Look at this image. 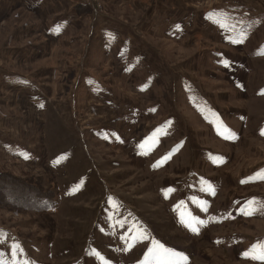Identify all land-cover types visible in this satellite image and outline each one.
I'll return each mask as SVG.
<instances>
[{
    "label": "rangeland",
    "instance_id": "1",
    "mask_svg": "<svg viewBox=\"0 0 264 264\" xmlns=\"http://www.w3.org/2000/svg\"><path fill=\"white\" fill-rule=\"evenodd\" d=\"M59 6L0 0V71L46 90L36 115L29 97L7 109L22 138L0 152V264H264V0ZM53 13L83 29L65 37ZM120 25L144 44L125 81Z\"/></svg>",
    "mask_w": 264,
    "mask_h": 264
},
{
    "label": "crops",
    "instance_id": "2",
    "mask_svg": "<svg viewBox=\"0 0 264 264\" xmlns=\"http://www.w3.org/2000/svg\"><path fill=\"white\" fill-rule=\"evenodd\" d=\"M58 1H60V6L59 7H60V10H61L62 9L61 8V4H65V0H58ZM61 16H62V14L58 16L55 13H53L52 16H50V17L46 16L45 19H47L51 25H54L57 22V24L55 26H58L59 29H63L64 30L63 33H64L65 37H73V36H71V35H73V33H75V36H77L79 34V33H77V30L83 29L82 28V25H79V22L78 21H73L71 23L66 24V21L63 22V20H61ZM79 17L75 18V20H77ZM106 19L108 20L109 19V16H98L95 19V22L94 23L99 22V24H98V26L96 28L95 27H92V34L93 35H91V40L94 43V47H96V49L98 50L100 56H102V59L103 58L106 59V57H105V51H104V43H107V46H108V45L111 44L112 38L117 37V34L115 32H112V31H105V32H103V30H104L103 28L104 27H108L109 30H111L113 28V27L111 28L109 24L108 25L102 24V21L103 20L106 21ZM163 21L166 22V23H168L167 21H165V19ZM49 23H48V25H49ZM152 24H155L156 27L158 26V22H156V21H154ZM171 26H172V28L174 30L175 27L180 26V25L177 22H174V23L171 24ZM65 27H67V29L68 28L69 29L68 30H65ZM159 27H162V24H159ZM71 29L76 30V32L75 31H72ZM120 29H123L124 30L123 33L121 34V37L122 38L130 37V39L129 38L128 39H125L124 42L122 43V46L125 45V44L128 45V48H127V53H128L127 62L126 61H123L122 63H120L121 65L119 64L120 65L119 66L120 69H123V71H120L119 74L122 75L121 76L122 79L125 78L124 79V81H125V80H129L128 77H131V75H129L127 73V71L130 70L129 66H128V69H126V65H128L127 63H129V61L130 62L132 61L130 59V56H132L131 54L132 53L136 54L135 51H138V53L141 55L142 54L141 51H142V49L144 47V44L142 43V39H143L142 34L141 33L138 34L137 33V29L136 30L134 29V33H132V37L130 35L131 34V31L130 32H127L126 27L121 26ZM239 29H241V28H237L235 30H232L231 29L232 31H229L228 33H233V34L241 33L242 31L241 30L239 31ZM99 30H101V32ZM157 31H159V30H157ZM49 33H52V31L49 28H47V30H44V31L42 29V36H43V34L44 35H50ZM160 34L162 36L164 35L162 33H160ZM242 37L243 36L231 37V36L228 35L227 36V42L230 43L231 45H233V44L236 45V44H238V43L241 42ZM43 39H44V41L46 40V38H44V37H43ZM132 39L135 42H133ZM144 41H145V46L148 43H150L146 39H144ZM50 43H52V42H50ZM149 45H153V44L150 43ZM129 46H130V48H129ZM232 47H234V46H232ZM120 48H121L120 46H118L116 48H114V46H112L111 47V50L112 49H120ZM33 49H34V54H35L37 48H33ZM43 50L40 51V53L42 55H43V53H46L47 52V51L44 52ZM120 51L124 52V50H120ZM42 55H39V56H42ZM83 55L86 56V52H84ZM132 58L135 59L134 56ZM108 59L111 61V63L113 61H115L112 58H108ZM88 61H89V58L87 57V59L85 60L86 64L91 63V61H89V62ZM224 63H225V61H222L221 62V64H224ZM112 65L115 68V63L114 62L112 63ZM233 65L235 66V64H233ZM240 69H243L244 71L246 70V72L249 71V67L248 66H247V68H245V66L242 65L240 67ZM11 73L12 72L9 73V72H6V71H0V118H2V120H3V125H1V123H0V152L1 153H3V150H4V148L2 149V147L7 146L8 148L11 149V147L14 146V144L18 143L20 141L19 139L22 138V137H19V136H16L15 135V132L16 133H20V131H19V123L16 120H14L12 114H10L9 112H7V109H10L11 110L12 108H18V105L20 104V99H18V98H21L22 97L24 100H22L23 103H21V104H24L26 102V97H29V100L32 101L30 103L29 107H28L29 110L32 111L31 114L32 115H36V114L39 113V112H37V108H38L37 98L34 97V96H29V94L32 93L34 86H40L41 87L40 82H38L37 80L31 78V82L29 80V84H31V87L29 86L30 88L25 89L27 91H22V90L17 89V88L14 87V84L16 83L15 82V75L13 73L12 74ZM89 75H91V74H89ZM89 75H82L80 77L81 78L80 81H82V83L84 85L85 84L86 85L90 84V83H88V81L90 79V76ZM83 78H84V80H83ZM95 79H98V77H95ZM92 80H91V82H92ZM42 90L44 92L46 91L43 88H42ZM35 91H36V89H35ZM34 93H35V96H36L37 95L36 92H33V95H34ZM14 94H15V97H13ZM39 99H41V98H39ZM50 108L52 110V114L55 113L54 112V108H52V107H50ZM35 119H37V118H35ZM35 119L31 118L30 119V122L33 121V123H34L35 122ZM17 129H18V131H17ZM26 147H28V146H26ZM4 153H5V151H4ZM5 155L7 156V153H5Z\"/></svg>",
    "mask_w": 264,
    "mask_h": 264
},
{
    "label": "trees",
    "instance_id": "3",
    "mask_svg": "<svg viewBox=\"0 0 264 264\" xmlns=\"http://www.w3.org/2000/svg\"><path fill=\"white\" fill-rule=\"evenodd\" d=\"M26 189V194H24V196L28 199V197L30 196V195H33V198L34 199H36V200H40V197H41V192L40 191H34V189L33 190H30L29 188H25ZM28 195V196H27ZM43 195V194H42ZM17 201H19V200H17Z\"/></svg>",
    "mask_w": 264,
    "mask_h": 264
},
{
    "label": "snow or ice",
    "instance_id": "4",
    "mask_svg": "<svg viewBox=\"0 0 264 264\" xmlns=\"http://www.w3.org/2000/svg\"><path fill=\"white\" fill-rule=\"evenodd\" d=\"M166 251H169L170 252L171 250H166ZM173 255H175V253H173ZM261 258H264V257H261Z\"/></svg>",
    "mask_w": 264,
    "mask_h": 264
},
{
    "label": "built area",
    "instance_id": "5",
    "mask_svg": "<svg viewBox=\"0 0 264 264\" xmlns=\"http://www.w3.org/2000/svg\"><path fill=\"white\" fill-rule=\"evenodd\" d=\"M99 6V5H98Z\"/></svg>",
    "mask_w": 264,
    "mask_h": 264
}]
</instances>
